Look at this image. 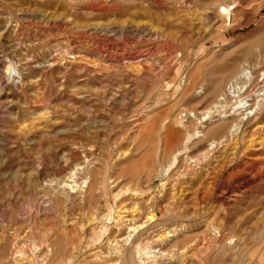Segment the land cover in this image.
<instances>
[{"label":"rangeland","instance_id":"374dc122","mask_svg":"<svg viewBox=\"0 0 264 264\" xmlns=\"http://www.w3.org/2000/svg\"><path fill=\"white\" fill-rule=\"evenodd\" d=\"M242 68L251 98L264 0H0V264L118 263L131 216L155 217L134 244L168 239L173 259L188 244V264H264V102L188 118ZM96 169L99 201L79 207Z\"/></svg>","mask_w":264,"mask_h":264},{"label":"bare ground","instance_id":"6f19581e","mask_svg":"<svg viewBox=\"0 0 264 264\" xmlns=\"http://www.w3.org/2000/svg\"><path fill=\"white\" fill-rule=\"evenodd\" d=\"M44 1V0H43ZM101 3V2H100ZM106 5V4H105ZM212 6V5H211ZM99 7V6H98ZM97 7V8H98ZM224 9L222 10V14L221 17L224 18V20L228 19L229 21H231V14L229 12V6H225L223 7ZM113 9V8H112ZM101 11V10H100ZM139 24V23H138ZM230 24V23H229ZM56 28V27H55ZM74 34V33H73ZM103 34V33H102ZM106 34V33H105ZM70 37V36H69ZM73 37V36H72ZM74 43V42H73ZM85 47V46H84ZM82 49V48H81ZM80 49V50H81ZM138 56V55H137ZM250 73L242 68L240 70V74L235 78L234 81H231L230 84L228 85V87H226V90L221 93L220 95H218V97H216V100L214 101V103L212 104V107L210 109H208V111H205V112H202V113H198V114H192V113H188V118H191V120L193 119L194 121H196V123H198L199 125H201L202 123L210 120V118L214 115L213 113L214 112H218L219 109H223L225 104L227 103V99L230 97V98H233L235 100V104H233V110H235L236 112H239V113H244L245 116H248L249 115H252L261 105L262 103L264 102V90H263V87L264 85L262 84L260 87L261 88H258L256 91L257 93L254 94L251 96V98L249 97H243L242 98V94H243V91L246 90V85L244 84V81L243 80H247L249 83L251 81L250 79ZM262 80V79H261ZM260 89H262L260 91ZM252 94V93H251ZM206 97V96H205ZM249 98V99H248ZM253 98V99H252ZM204 99V98H203ZM249 101V102H248ZM256 102L253 104V102ZM224 105V106H222ZM227 106V105H226ZM254 106V107H253ZM212 110V111H210ZM82 114H84V112H81L80 114V118H82ZM201 115V116H199ZM85 116V115H84ZM244 116V117H245ZM86 117V116H85ZM84 117V118H85ZM87 118V117H86ZM237 120V119H236ZM87 126L92 124L93 123V119H87ZM32 127L31 129H36L37 125H35L34 123H31L27 126L28 127ZM201 128V127H200ZM90 129V128H89ZM29 130V129H28ZM85 130V129H84ZM86 130H87V127H86ZM21 132V131H20ZM83 133V132H82ZM119 133V132H117ZM121 133V132H120ZM195 134V133H194ZM200 134V131H198L196 133V135H199ZM76 135V134H74ZM115 135V134H114ZM24 136V135H23ZM17 135H16V139H17ZM94 137V136H92ZM117 137V136H116ZM120 137V136H119ZM198 137H201L200 135ZM95 138V137H94ZM81 139V138H80ZM118 139V138H117ZM117 139L115 138V141H117ZM82 140V139H81ZM93 139H91L90 142H92ZM88 142V141H87ZM65 143V142H64ZM49 145L51 148H54V147H59L61 149H63L64 147L62 146V143L59 144V142L54 139V138H47V137H44L41 142L39 143L40 146L42 145ZM215 146L214 143H211L209 145L210 149H212L213 147ZM50 151V150H49ZM52 151L53 149L50 151L49 155L52 154ZM44 155V154H43ZM47 155V154H46ZM48 155V156H49ZM43 157H46L45 155ZM10 158V157H9ZM7 159L6 163H5V166H9V165H13L15 163V160H12V159ZM17 161V160H16ZM51 163V161H50ZM46 168L49 170L51 168L47 167ZM260 169V168H259ZM72 170V169H71ZM70 170V171H71ZM259 171V170H258ZM263 171V169H262ZM257 174V172H256ZM101 175H103L101 173V171L99 169H96L95 171H93L92 173H89V181L86 182V181H82L80 183V185H83V186H80L82 188H84V193H81V194H84V197L83 199L81 200V202L78 204V206L82 207V206H86V205H90L94 199V197L96 199H98L99 201V197L101 196L100 192L97 194L95 193L94 191H100V188L103 184V179L101 181ZM257 175H260V176H263L264 174L261 173H258ZM256 175V176H257ZM259 176V177H260ZM258 177V179H260ZM264 179V177H263ZM14 180V179H13ZM113 182H116L117 184V181L114 180ZM30 183V182H29ZM33 185V184H32ZM30 185L29 188H28V192H27V199H32V189L34 186ZM100 188H99V187ZM95 193V194H94ZM26 194V193H25ZM54 201V200H53ZM55 206L58 208V207H64V201L60 200L59 198H55ZM99 203V202H98ZM154 204V203H153ZM152 204V205H153ZM151 206V204H150ZM155 205H153L152 207L154 208ZM162 209V208H161ZM160 209V210H161ZM159 210V211H160ZM84 212V211H83ZM162 212V211H161ZM150 216V215H149ZM136 216H131V217H118L117 218V221L116 222V228L117 227H120V228H125L124 230H126V233L127 235L124 233L122 235H124V237L121 238L122 239H118L117 237L118 236H115V238L117 239H113V252H117L118 253L120 252V250L122 249V253H121V257H120V260L117 262H114L115 264H149V263H157V264H170V262H166V261H170L172 259V263L173 262H176V264H188L191 260V257L190 256H187L186 254V251L187 249H189V246L188 244H184L183 246H181L182 248L179 247V255L178 253L176 255L181 256L182 259H179L177 256V258L173 259V255H172V252L171 251H165L164 248L166 247H172L171 243L172 241H169L168 242V239L165 240V242H161L159 243L160 241L157 239L156 243L157 245L160 246L159 250H157V252L154 251V249H152V241L154 242V240L152 241H148V238L145 237L143 238V240H140V242L138 244H134L135 243V240L134 238L135 237H138V236H142L144 234H146V231L148 230V227H151L153 225H155L154 223V218L153 216H150L148 218V221L147 222H144L142 224H138V221H136L137 219L135 218ZM142 222V221H141ZM157 226V225H156ZM155 227V226H154ZM153 227V228H154ZM150 229V228H149ZM174 229V228H173ZM120 230V229H119ZM169 230V228H168ZM117 231V230H116ZM121 231V230H120ZM30 232V231H29ZM175 232L176 230H172V234L169 236V233L168 232V236H166L167 238L169 237H174L175 238ZM181 232V231H180ZM32 234V233H30ZM27 235V234H26ZM121 235V234H120ZM18 236V235H17ZM147 236V235H146ZM27 237L29 238V236L27 235ZM114 237V236H113ZM23 238H26L25 235L23 236ZM27 238V239H28ZM142 239V238H141ZM166 239V238H165ZM134 240V241H133ZM137 240V238H136ZM139 240V239H138ZM137 240V241H138ZM170 240V239H169ZM172 240V239H171ZM136 241V242H137ZM112 242V241H111ZM188 243V242H187ZM31 245V243H30ZM156 245V246H157ZM192 245V244H191ZM112 246V245H111ZM193 247V246H192ZM34 248V247H33ZM121 248V249H119ZM191 248V247H190ZM168 249V248H167ZM31 250V249H30ZM153 250V251H152ZM162 250V251H160ZM172 250V249H171ZM174 251H178V250H175L173 249ZM18 251V250H17ZM46 254V253H45ZM44 256H42V258L40 259L41 261L44 260ZM193 258V257H192ZM39 260V259H38ZM115 261V260H114ZM19 262V261H18ZM20 263V262H19ZM43 263V262H42ZM110 263L112 264V262L110 261ZM191 263V262H190ZM16 264V262H15ZM49 264L50 261H49Z\"/></svg>","mask_w":264,"mask_h":264}]
</instances>
